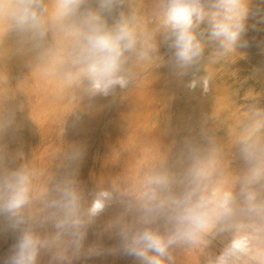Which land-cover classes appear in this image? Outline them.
<instances>
[{
	"label": "clouds",
	"instance_id": "1",
	"mask_svg": "<svg viewBox=\"0 0 264 264\" xmlns=\"http://www.w3.org/2000/svg\"><path fill=\"white\" fill-rule=\"evenodd\" d=\"M259 11L251 0H161L159 27L149 30L126 0H0V24L44 77L92 101L127 88L130 63L159 58L157 33L171 50L166 63L187 78L184 86L206 94L204 61L216 63L248 47V20ZM235 150L234 174L223 167L214 134L201 126L175 159L161 154L131 184L114 181L91 201L71 175L52 177L41 188L38 169L26 163L9 168L0 157V218L12 228L37 216L41 227L52 226L23 228L3 264H37L42 250L54 264H70L89 225L117 202L125 207L112 225L120 250L138 264H174L177 248L204 252V264H264V109L249 113ZM218 238L219 253L205 251Z\"/></svg>",
	"mask_w": 264,
	"mask_h": 264
},
{
	"label": "bare ground",
	"instance_id": "2",
	"mask_svg": "<svg viewBox=\"0 0 264 264\" xmlns=\"http://www.w3.org/2000/svg\"><path fill=\"white\" fill-rule=\"evenodd\" d=\"M16 44H17L16 41L12 42V39L10 38L8 39V47L15 48L17 47ZM16 63L17 62H12L11 59L10 60L0 59V71L4 69L9 70V68H11L13 64L16 65ZM255 72L259 73L258 70L257 71L255 70ZM29 73L31 74V72ZM258 73H257V77L255 75V78L259 79L260 75ZM31 76L33 78V75ZM147 77L148 76H146V78ZM143 79L145 78L142 77L141 80L145 81ZM176 81L178 80L176 79ZM17 82L18 80L16 81V83ZM30 82H32V79ZM143 83L144 82H142V84ZM10 84H11L10 80L1 81L0 83V122H4L8 118H10V122L5 127L0 129V157L3 158L4 164L9 168H16V167H19L21 164L26 163L38 169L42 173L38 181V184L41 188L46 186L52 177L54 179H60L65 175H71L75 178L78 184V187L83 193L85 199L88 201H91L92 196L96 191H99L100 189L109 188L111 183H113L114 181L123 179L129 184H131L132 181L135 179V177L145 167H147L150 164V161L148 158L150 156L149 155L150 153L148 152V147L152 146V144L150 141H148L149 139L147 135H149L148 134L149 132L148 133L146 132V128H147L146 125L148 123L146 121L147 119H149V115L151 114L149 113L148 115V111L150 110V108L149 110H147L148 106L145 107L146 104L150 105V102L146 103L149 100L147 101L143 100V98L146 99L148 97V94H149L148 90H147L148 94L146 93L147 97H145V92H144V89L142 88L141 90L143 91L140 90V94L141 92L143 93L139 96L137 94L138 99L139 97L142 99L138 100L136 98L137 100H134L135 98L132 99V96L131 97L128 96L129 94L131 95L132 93L136 94V92L133 90L134 88L132 89L131 86L126 89L117 88L115 93H113L114 95L113 94L109 95V97L112 96L113 97L112 99H114V96H116L119 92V94L117 95L118 101L116 102L115 105L112 103L115 99L111 101L112 106L109 107L110 106L109 104L108 106L109 108H107L106 110H101V106L104 103V102L102 103V100L103 99L105 100V98L107 97H97L94 100L89 101V100L84 99L80 95V93H78V95H76L78 98H76L77 99L76 103H74L77 105V107L75 105L76 108L72 112H70L66 110L67 104L66 105L64 104L65 103L64 100H66L65 95L62 93L63 91L61 92V90L58 89V87H54L52 90L46 91V89H48L47 87L45 89L46 92H41L40 90L39 92H35L36 90L28 91V89H33L36 86L34 87V86L27 85L26 86L27 90L19 91V89L22 86L20 87L19 84L16 86H12ZM182 86H184V82ZM182 86L180 85L179 88L181 89ZM131 90L134 91L135 93L131 92ZM137 90L138 89L136 88V91ZM149 90L151 89L149 88ZM17 91L19 92V94ZM184 92L186 91L184 90ZM188 93L186 92V94ZM152 94H154V92ZM178 95H180V93H178L177 96ZM184 95L185 94H183V97H185ZM67 96H68V93L66 94V97ZM150 97H148L147 99H151ZM107 100L109 99H106L105 101ZM202 101H204L203 98H202ZM216 101L219 102L220 100H216ZM99 105L101 106L99 107ZM175 105H174V109H175ZM182 105H184V103ZM151 106L152 105H150V107ZM69 109L71 110V108ZM206 109L207 108H205V111ZM197 110H199V106ZM175 114L176 115L178 114L176 116V119H178L177 117H179V113L176 112ZM146 115L148 116L147 119H146ZM182 116L183 115H181V118ZM170 119H166V120L170 121ZM194 119L195 118H193V121ZM177 123L178 122H176V124ZM159 125L157 124V126ZM189 125L190 124H188L187 127L190 129ZM204 127L206 126L204 125ZM180 128L184 130L183 135H185V133L188 132L186 131L187 128L185 127L184 129L183 125L182 127L180 126ZM151 129L149 128L150 131H152ZM154 129L156 130V128ZM182 130L180 131L182 132ZM159 131H160L159 133L160 134L162 133L163 135V131H166V130H161V127H160ZM180 131L179 133L181 134ZM152 132L154 133L155 131H152ZM156 133H157V136L155 135ZM166 133H169V132L167 131ZM166 133H164V135L161 136L162 140H164ZM155 134L153 135L151 134V136L155 135L154 138L160 137L159 136L160 134L158 135V130L157 132H155ZM188 136L189 134L187 135V137ZM171 137H172V134L169 139L170 140L169 144L171 143ZM173 137H174V134H173ZM181 138L184 139L183 137ZM157 141H156V144H155V141L153 144L157 145L158 147V144L160 143V141L159 142ZM164 141H161L162 145L160 143L162 148L165 143ZM149 143H150V146H148ZM178 143L180 142H177V144ZM160 145L158 149L160 148ZM154 148H156V146H154ZM154 148L152 150L150 149L152 153L157 151ZM168 151L169 150H167V152ZM171 151L172 150H170L169 153L173 154L171 153ZM155 155L156 153L154 154V156ZM158 155L159 154H157V156ZM154 156L151 155V157L155 158ZM230 167L232 166H229V169H231ZM124 212H125V207L119 202L113 203L111 206L106 207L104 211L98 217L95 218V221L91 225H89L87 229V237L83 243V248L78 256L71 257L70 264H138V261H136L134 258L126 256L121 252L120 250L121 249V239L115 227L112 226L113 222L119 216L124 214ZM40 219L41 218L37 216L35 219L29 220L26 224L20 225L18 228H12L9 226L6 220H4L3 218H0V264H3V261L9 255H11L14 249V246L18 241L20 232L23 228L31 226L38 231H45V230L51 231L52 230L51 222L41 227ZM90 248H94L96 252L95 254H92L89 256L88 250ZM194 252H195L194 250L189 251L183 248L175 249L173 251L174 264H194ZM51 255L52 254L50 252L46 250H42L38 257L37 264H54V262L51 261ZM70 256H71V253H70ZM201 259H204V258H201Z\"/></svg>",
	"mask_w": 264,
	"mask_h": 264
},
{
	"label": "rangeland",
	"instance_id": "3",
	"mask_svg": "<svg viewBox=\"0 0 264 264\" xmlns=\"http://www.w3.org/2000/svg\"><path fill=\"white\" fill-rule=\"evenodd\" d=\"M126 5H127V8L135 10L137 17L143 26L147 27L149 30H155L159 27L161 0H126ZM251 7H252L253 11H255L256 9H259L260 11H259L258 15L250 16V18L248 20L249 29H248L247 34L245 36V39L248 41V47L238 48L235 53L220 59L216 63H209L207 61V59L204 61L203 65L201 67L200 75L202 77H207L209 79V91L206 94L202 92V89L200 87L199 88L197 87L196 88L197 90L195 89V91L193 92V91H190L185 86H182L184 80H186L187 78L179 77L176 74L175 70L169 64L166 63L168 57L171 55V50L168 48L167 43L164 41V37H163L162 33H157V42L159 44V58L154 59L149 63H139V64L135 63V62L130 63L129 67H130V71L132 72V82L129 84V86L127 88H129L131 86L132 89L134 88L133 90L136 92V94L132 93L131 95L129 94L128 96H130V97L132 96V99L135 98L134 100H137L138 96L143 93V92H141V94H140V90L142 88L144 89L145 97H147L146 93L148 94V91H149L150 96L154 92V94H152L151 97L148 94V97H150L151 99H147L148 97L146 99L143 98L144 101L149 100L146 103L150 102V105H152L150 107L149 104H146L144 102L146 104L145 107L148 106V109L147 108L146 109L149 110V108H150V110L148 111V115H149V113L151 114V115H149V119H147L148 116L146 115V119H147L146 122H148L146 125L147 126L146 132L147 133L149 132L148 133L149 135H147V133H146V135L149 139L148 141H150L152 144V146H150V143H149L148 146H150L152 148L148 147V152L150 154L147 153L150 155L148 157L150 163L156 157L161 155L162 153L164 154V152H167V150H169L168 153L170 152V150H172L171 153H173V154L169 153V155H170L171 159L172 158L175 159L177 157L176 154L177 155L179 154L178 152H180V150L183 146V140H185L189 136L191 137V136L197 134L200 130L199 128H201V126L204 127V125H205L206 126L205 128L211 130V132L214 134L216 141L217 142L219 141L218 144L220 143L219 146L222 149V165H223V167L228 170L229 166H232L233 168L230 167L231 169H229V170L231 172H233L234 174L238 173L239 161L236 159V156H235V151H236L235 146H234L235 145L234 142L236 140L235 138H237L240 135L241 130L245 125L246 118L249 115V113L253 109H264V0H251ZM9 38L12 39V42L16 41V39L11 36V33L8 32L7 27L3 24H0V59H9V60L11 59L12 62H17L16 65L13 64L12 67L9 68V70L4 69V70L0 71V83H1V81L10 80V82H11L10 85L16 86L19 84L20 87L22 86L19 89V91L27 90L26 89L27 85L28 86L29 85L34 86V87L36 86L33 89H28V91H35L36 90L35 92H39V90L41 92H46L47 90H52L54 87H58V89L61 90V92L63 91L62 93L65 95L66 100H64V102H65L64 104L65 105L67 104L66 110L72 112L77 107V105L74 103H76V100H77L76 98H78L76 95H78L79 92L74 88H69V87L64 86L63 83L58 81V80L44 77L41 74V71L37 67L33 66V68H32L31 59H30V56H28V54L19 52L17 50V47H15L16 49L8 47V39ZM16 43H17V41H16ZM206 55H207V51H206ZM162 61H164V62H162ZM255 70L256 71L258 70L259 73L255 72ZM29 72H31V74ZM257 73L260 75L259 79L255 78V75L257 77ZM29 74H30V76H29ZM160 74L162 75V77ZM31 75H33V78ZM140 75H141V77H140ZM146 76H148V77L146 78ZM142 77L145 78V79H143L145 81L141 80ZM31 79H32V82H30ZM46 79H48V80H46ZM176 79L178 81H176ZM12 80H13V82H12ZM17 80H18V82L16 83ZM154 80H155V82H154ZM141 81L144 83L142 84ZM150 81L152 83L153 82L154 83L152 84ZM160 81L162 82V84ZM149 82L153 86H151ZM59 84H60L61 88H60ZM156 84H157V86H156ZM136 85H137V87H136ZM180 85L182 86L181 89L179 88ZM160 86L161 87L163 86V87L161 88ZM47 87H48V89H46ZM152 87H153V89H152ZM154 87L156 88V90ZM217 87H219V88H217ZM136 88L138 89L137 91H136ZM149 88L151 90H149ZM176 88H177V90H176ZM45 89H46V91H45ZM124 89H126V88H124ZM145 89H146V91H145ZM178 89H180V90H178ZM183 89L187 93L188 92L189 93L186 94V92H184ZM211 90L214 92H212ZM134 91L131 90V92H134ZM141 91H143V90H141ZM175 92L177 94L180 93V95L177 96V94ZM67 93H68V96L66 97ZM18 94H19V92H18ZM118 94H119V92H118ZM137 94H138V96H137ZM183 94H185L184 96L186 97V99H185V97H183ZM117 95L114 96V99L116 101L114 99H112L113 98L112 96L111 97L108 96L107 98H105V100L109 99L107 101H105L103 99L104 100V101L102 100V103L104 102L103 105L102 106L99 105V107L101 106V110H106L107 108L111 107L112 103L115 105L116 102L118 101ZM198 95L199 96L201 95L200 96L201 98ZM153 97H155V98H153ZM180 97H182V98H180ZM202 98L204 99V101H202ZM70 99H71V101H70ZM139 99L141 100L142 98L139 97ZM187 99H188V101H187ZM190 100L191 101L194 100L195 102L194 101L191 102ZM216 100H220V101L218 102ZM111 101H113V102L111 103ZM214 101H216V102H214ZM151 102H152V104H151ZM153 102H155V103H153ZM202 102H204V103H202ZM223 102H225V103H223ZM70 103H72V104H70ZM183 103H184V105H182ZM106 104H107V106H106ZM109 104H110V106H109ZM195 104H196V106H195ZM75 105H76V107H75ZM174 105H175V109H174ZM198 106H199V110L201 107H203L204 109L201 108V110L199 111V110H197ZM208 107H209V109H208ZM69 108H71V110ZM152 108H154V109H152ZM205 108H207L206 111H205ZM202 109H203V111H202ZM175 111L177 113H179V117H177L178 119H176V116L178 114L176 115ZM180 113H181V115H183L182 118H181ZM184 113H185V115H184ZM197 114H199V115H197ZM173 116H175V117H173ZM193 118H195L194 121H193ZM166 119H170V121H167ZM181 120L183 122H185V121L186 122L183 123ZM154 121H156V122H154ZM146 122H145V124H146ZM176 122H178V123L176 124ZM179 123H180V125H179ZM157 124L158 125L160 124V125L157 126ZM188 124L191 125V126L189 125L190 129L187 127ZM175 125H176V127H175ZM182 125L184 126V129H185V127L187 128L186 131H188V132L185 131L186 136L183 135L184 130H182L180 128V126L182 127ZM155 126H157V127H155ZM178 126H179V128H178ZM153 127L156 128V130ZM160 127H161V130H166V131H163V135L167 131L169 132V133H166L167 135L165 134L164 140L167 139L165 141L161 139V136H163V135H162V133L161 134L159 133ZM149 128L150 129L152 128L151 130L155 131V132H157V130H158V135L160 134L159 135L160 137L154 138L155 135L157 136V133L156 134H155V132L153 133L152 131L149 130ZM147 130H149V131H147ZM175 130H177V131H175ZM180 130H182V132ZM195 130H197V131H195ZM179 131L181 132V134L179 133ZM189 131H190V133H189ZM151 134L152 135L155 134V135L151 136ZM171 134H172V137H171L172 145H171V143L169 144V142H170L169 139H170ZM173 134H174V137H173ZM188 134H189V136L187 137ZM223 135L225 136V138ZM166 136H167V138H166ZM181 137H183L184 139H182ZM176 138H177V140H176ZM156 139L157 140L159 139V140L157 141ZM153 140L155 141V144H156V141L157 142L160 141V143H161V141L165 142L163 148L161 146L162 143H161V145H160V143L159 144L157 143L158 147L160 145L161 149L160 148L159 149L161 151L158 149L157 145L153 144L154 143ZM231 141H232V143H231ZM177 142H180V143L177 144ZM226 142L229 144H227ZM224 143H226V144H224ZM179 144H181L182 146ZM154 146H156V148H154ZM168 146H170L171 148ZM149 148L151 150L154 148L157 151L153 150L155 152L152 153V151ZM233 150H235V151H233ZM158 151H160V152H158ZM155 153H156V155L154 156ZM157 154H159V155L157 156ZM151 155L154 156L155 158L151 157ZM222 240H223V238H218L217 240H214L212 245H211L212 247L207 249L206 251H212V252L218 254L221 247H222ZM212 248H214V249H212ZM194 251H195L194 252V264H204V259H201V258H204V256H203L204 252L197 251V250H194Z\"/></svg>",
	"mask_w": 264,
	"mask_h": 264
}]
</instances>
